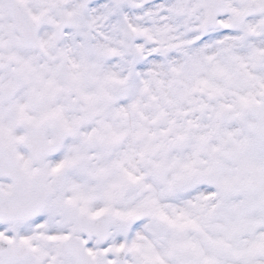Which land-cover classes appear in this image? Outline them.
<instances>
[{"label":"snow or ice","instance_id":"snow-or-ice-1","mask_svg":"<svg viewBox=\"0 0 264 264\" xmlns=\"http://www.w3.org/2000/svg\"><path fill=\"white\" fill-rule=\"evenodd\" d=\"M0 264H264V0H0Z\"/></svg>","mask_w":264,"mask_h":264}]
</instances>
